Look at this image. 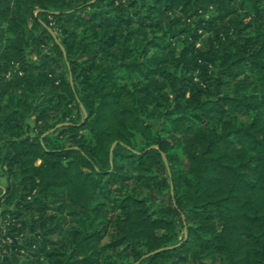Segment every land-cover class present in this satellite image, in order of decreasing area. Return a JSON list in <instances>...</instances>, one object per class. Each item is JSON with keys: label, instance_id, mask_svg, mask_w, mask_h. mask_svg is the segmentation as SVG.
<instances>
[{"label": "trees", "instance_id": "16d2710c", "mask_svg": "<svg viewBox=\"0 0 264 264\" xmlns=\"http://www.w3.org/2000/svg\"><path fill=\"white\" fill-rule=\"evenodd\" d=\"M0 165V264H264V0H0Z\"/></svg>", "mask_w": 264, "mask_h": 264}, {"label": "rangeland", "instance_id": "374dc122", "mask_svg": "<svg viewBox=\"0 0 264 264\" xmlns=\"http://www.w3.org/2000/svg\"><path fill=\"white\" fill-rule=\"evenodd\" d=\"M52 35L56 38L57 41L61 42V36L58 33H56L55 31H52ZM28 56H29V58H31L33 60L37 59V53L34 50L33 46L28 49ZM42 99H45V97L43 94L39 93L38 100L41 101ZM29 122H30V124H32V121L29 120ZM0 168H1V165H0ZM0 182L2 185H4L6 183V176L3 172H1V170H0ZM1 256L2 255L0 252V258H1Z\"/></svg>", "mask_w": 264, "mask_h": 264}]
</instances>
